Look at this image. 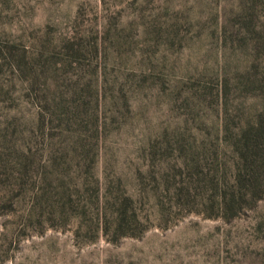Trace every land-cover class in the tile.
Segmentation results:
<instances>
[{
  "label": "rangeland",
  "instance_id": "1",
  "mask_svg": "<svg viewBox=\"0 0 264 264\" xmlns=\"http://www.w3.org/2000/svg\"><path fill=\"white\" fill-rule=\"evenodd\" d=\"M0 264H264V0H0Z\"/></svg>",
  "mask_w": 264,
  "mask_h": 264
},
{
  "label": "trees",
  "instance_id": "2",
  "mask_svg": "<svg viewBox=\"0 0 264 264\" xmlns=\"http://www.w3.org/2000/svg\"><path fill=\"white\" fill-rule=\"evenodd\" d=\"M78 113H79V110L76 109L75 112H74V115L76 116ZM80 144H82V143H80ZM119 212H121L120 217H118V225L120 226L121 225L120 220H122L124 218V213H123L124 211L120 209Z\"/></svg>",
  "mask_w": 264,
  "mask_h": 264
}]
</instances>
